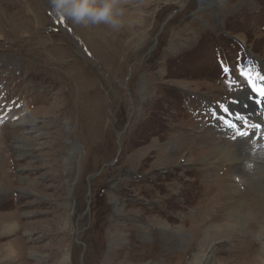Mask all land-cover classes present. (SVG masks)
<instances>
[{"label": "rangeland", "instance_id": "374dc122", "mask_svg": "<svg viewBox=\"0 0 264 264\" xmlns=\"http://www.w3.org/2000/svg\"><path fill=\"white\" fill-rule=\"evenodd\" d=\"M125 9L116 31L61 19L51 0H0V264H264L261 218L204 239L210 215L254 195L226 162H200L235 143L225 120L256 124L239 69L264 75V0ZM221 184L223 203L209 194Z\"/></svg>", "mask_w": 264, "mask_h": 264}, {"label": "bare ground", "instance_id": "6f19581e", "mask_svg": "<svg viewBox=\"0 0 264 264\" xmlns=\"http://www.w3.org/2000/svg\"><path fill=\"white\" fill-rule=\"evenodd\" d=\"M131 1L133 0H117V5L119 7H121L124 12H127L128 10L125 9L126 6L131 4ZM209 4V3H208ZM124 20V19H123ZM127 24V23H126ZM102 26H105L106 24H99ZM126 26V25H125ZM216 26V25H215ZM219 26V25H218ZM109 27V26H108ZM127 28V27H126ZM97 29V28H96ZM105 29V28H104ZM128 29V28H127ZM108 30V28H107ZM224 30V29H223ZM117 31V30H116ZM126 31V30H125ZM111 32H115V31H111ZM119 32V31H118ZM121 33H123V31H120ZM97 33V32H96ZM95 33V34H96ZM102 33V32H101ZM105 35V33H104ZM103 34H100L98 32L97 37L99 36L100 38L103 36ZM114 35V34H113ZM120 36V35H119ZM118 36V37H119ZM110 37V36H109ZM105 38V37H104ZM110 39V38H109ZM97 40V39H96ZM99 41V39H98ZM108 44V43H107ZM106 44V45H107ZM47 49V48H46ZM50 53V52H49ZM47 54V51H46ZM55 61L61 62L60 60H57L54 58ZM252 61V60H251ZM253 62V61H252ZM255 67L256 69L260 68V65L256 64V61H254ZM253 64V65H254ZM260 64V63H259ZM258 76L260 77H264L263 73L260 71H257L254 74V77L256 79V81H260V82H264V80L258 79ZM240 99L238 100L239 104H243V105H248L251 102H249L248 100L253 99L254 96L253 95H249L248 91L246 90V88H243L240 90ZM236 97V96H235ZM249 97V98H248ZM224 104V103H223ZM225 105V104H224ZM261 105V104H260ZM236 108V107H235ZM235 108H229L230 109H235ZM260 108V107H259ZM208 110V109H207ZM218 112V111H217ZM223 112V111H221ZM225 112L222 114V118L224 117ZM216 120V119H215ZM29 124H31L30 122H28ZM27 123V124H28ZM28 124V125H29ZM256 124H258V122H256ZM260 125V124H259ZM251 128V127H250ZM264 132V129L262 130H256L254 132V130L252 129L253 134L247 136V137H241L239 139H237L235 141V143H230L228 141H220L217 140L216 143H213V146H211L210 150L211 153L208 154L209 156L202 158V160H200L201 158H197L198 160H200V162H204L206 163V161L210 162V161H224L226 162L230 167H232V173L236 174L237 176H240L243 181H246L248 185V189L250 188L249 192L252 193L254 196V198H249L248 200H236V202L234 203L235 205L229 208H226L222 211V214L220 217L215 218V221H212L213 217L217 214H213L210 215L209 220L212 222L211 224L208 225L207 228H205L206 231H203V235L205 236L204 239L206 240H212L215 238L219 239L220 237H223L228 239L231 237V235L233 233L236 232H243L246 230L247 227V220L249 219H253V218H261L264 221V134L260 137L257 136L258 133ZM259 137V138H258ZM218 139V138H217ZM219 141V142H218ZM254 141V143H253ZM192 141H188V143H191ZM20 144V142H19ZM25 145V144H24ZM211 145V144H210ZM18 146V145H17ZM174 146H180L181 148V144L177 142L176 145ZM172 148V151H175V148ZM194 146V145H193ZM189 147V146H188ZM198 147V146H197ZM15 148V147H14ZM13 148V149H14ZM17 149V148H16ZM15 149V150H16ZM207 149V148H206ZM191 150V149H190ZM24 151V150H23ZM16 153V152H15ZM24 153V152H23ZM26 153V152H25ZM206 154V153H205ZM24 155V154H22ZM30 155V154H29ZM183 155V154H182ZM204 155V154H203ZM25 156V155H24ZM27 156V155H26ZM190 156V155H189ZM202 156V155H201ZM197 157V156H196ZM198 162V161H197ZM194 163V162H192ZM207 164V163H206ZM205 164V165H206ZM211 164V163H210ZM209 164V168L210 170L212 169V166ZM194 165V164H192ZM197 165V164H196ZM248 165H251V167L249 168ZM222 167V166H221ZM228 167V166H227ZM214 169V168H213ZM228 169V168H227ZM225 169V170H227ZM217 171V170H216ZM214 172V171H213ZM211 174V172H210ZM225 174V173H224ZM231 174V173H230ZM222 175V174H221ZM227 175V173H226ZM210 176V175H209ZM223 176V175H222ZM231 176V175H229ZM226 177V176H225ZM221 178V177H220ZM233 178V177H232ZM217 179V178H216ZM225 179V178H223ZM227 180V178H226ZM231 180V179H230ZM234 180V179H233ZM219 181V180H218ZM241 181V180H240ZM221 183V182H220ZM224 183V182H223ZM237 183V182H236ZM211 184V183H210ZM221 185H216L213 186L211 185V189H209V194L212 193L214 195V200L216 202H224V200L228 199V197H230V195H225L224 197L222 195H219L221 193ZM210 187V186H209ZM228 187V186H227ZM231 187V186H230ZM224 194H226V186L224 183ZM247 190V189H246ZM242 193V192H241ZM240 193V194H241ZM207 194V193H206ZM238 194V193H237ZM248 194V193H247ZM215 196H218V198H216ZM236 195H234L235 198ZM246 196V195H245ZM258 198L256 199L255 197ZM224 198V199H223ZM226 198V199H225ZM233 197L229 198L232 199ZM239 198V197H238ZM260 198V199H259ZM254 199V200H253ZM263 201V202H262ZM252 202H256L259 205H261L260 210H254V208L250 207V203ZM210 204V202H209ZM214 205V204H213ZM222 205V204H221ZM220 205V206H221ZM233 205V204H232ZM219 206V205H218ZM230 206V205H229ZM118 209V208H117ZM211 209V207H210ZM209 209V210H210ZM119 211V210H118ZM216 211V209L214 210ZM221 211V210H220ZM114 212V211H113ZM206 212V211H205ZM205 212L204 215H205ZM207 213V212H206ZM207 216V215H206ZM205 217V216H204ZM225 217L223 220V222L221 223V218ZM202 220V219H201ZM200 220V221H201ZM208 220V218L206 219V221ZM208 220V221H209ZM218 220H220V223H218ZM227 220V221H226ZM204 221V219L202 220ZM204 221L206 224L207 222ZM200 223V222H199ZM250 225H254V224H250ZM15 226V225H14ZM14 226H11V228L13 229ZM200 226V224H199ZM197 226V229H199L200 227ZM206 226V225H205ZM253 228V227H251ZM213 232V235L211 236L210 232ZM177 232H181L178 231ZM3 233V232H2ZM199 235V234H198ZM197 235V236H198ZM202 235V236H203ZM230 235V236H229ZM254 235V234H253ZM109 236V235H108ZM113 236V235H112ZM196 236V235H195ZM196 236V237H197ZM200 237V236H199ZM264 237V223L262 225V227H260V232L254 235V238L258 241V240H262V238ZM112 238V237H111ZM201 240V239H200ZM206 240H204L203 242H206ZM114 242V241H113ZM202 242V243H203ZM247 242L246 240L243 241L242 243ZM110 245V244H109ZM205 246V245H204ZM203 246V247H204ZM189 247V246H188ZM73 249V248H72ZM189 249V248H188ZM185 251V250H184ZM186 253V252H185ZM202 250L201 248L198 249V251H196L195 254L189 257L190 260L189 262L192 263V260L198 255L201 254ZM184 255V254H183ZM187 256V255H186ZM199 256V255H198ZM206 257V256H205ZM197 258V257H196ZM65 259V258H64ZM174 259V257H173ZM176 259V258H175ZM202 260V259H201ZM65 261V260H64ZM176 261V260H175ZM183 263V262H182Z\"/></svg>", "mask_w": 264, "mask_h": 264}, {"label": "clouds", "instance_id": "9594fccd", "mask_svg": "<svg viewBox=\"0 0 264 264\" xmlns=\"http://www.w3.org/2000/svg\"><path fill=\"white\" fill-rule=\"evenodd\" d=\"M51 5L55 16L70 19L77 25L106 24L114 30L123 25L124 10L117 5V0H99V3L97 0H51Z\"/></svg>", "mask_w": 264, "mask_h": 264}, {"label": "snow or ice", "instance_id": "6c2138e0", "mask_svg": "<svg viewBox=\"0 0 264 264\" xmlns=\"http://www.w3.org/2000/svg\"><path fill=\"white\" fill-rule=\"evenodd\" d=\"M222 69L225 72L226 76L230 74V70L227 66L222 65ZM239 71H240L241 77H243L247 80L248 84L253 88V90L257 91L258 94L262 98H264V87H261L259 89L256 88V83L252 78L253 74L250 72V70H245L244 68H241V69H239ZM258 79L264 80V77L258 76ZM228 83H229V86L231 87L233 82L229 79ZM221 110L224 111L225 113H227L229 111V109L227 107H224V106H221ZM236 120H241V117L239 115H237ZM227 126L234 130L235 136H237V137H247V136L253 134V133H249L248 131L245 130L248 127H251L254 130V132L256 130L264 129V126H262V125H248L247 122H243V127H241L232 121H227ZM262 134H264V132H262Z\"/></svg>", "mask_w": 264, "mask_h": 264}, {"label": "water", "instance_id": "95a60500", "mask_svg": "<svg viewBox=\"0 0 264 264\" xmlns=\"http://www.w3.org/2000/svg\"><path fill=\"white\" fill-rule=\"evenodd\" d=\"M114 162H115V160H113L112 162H110L109 163V165H113L114 164ZM105 166V165H104ZM101 172V170L100 171H98L97 173H95V174H93V175H91L90 177H89V179H93V178H95L96 176H98L99 175V173ZM87 210V209H86Z\"/></svg>", "mask_w": 264, "mask_h": 264}]
</instances>
